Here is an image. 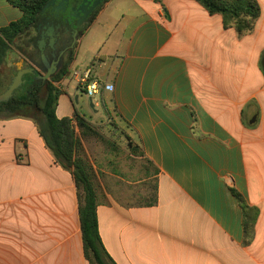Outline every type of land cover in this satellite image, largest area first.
<instances>
[{
  "label": "crops",
  "instance_id": "crops-1",
  "mask_svg": "<svg viewBox=\"0 0 264 264\" xmlns=\"http://www.w3.org/2000/svg\"><path fill=\"white\" fill-rule=\"evenodd\" d=\"M257 1L261 16L241 38L196 0H108L78 38L55 83L57 117H71L79 104L65 76L86 96L74 72L112 86L88 100L104 107L126 150L128 142L139 148L155 183L157 203L144 206L121 201L143 199L145 177L132 183L111 167L97 176L99 235L113 264H264V0ZM21 16L0 0V28ZM33 38L20 39L16 67L35 66ZM241 201L254 217L248 236ZM0 264H88L74 176L26 117L0 119Z\"/></svg>",
  "mask_w": 264,
  "mask_h": 264
},
{
  "label": "trees",
  "instance_id": "trees-1",
  "mask_svg": "<svg viewBox=\"0 0 264 264\" xmlns=\"http://www.w3.org/2000/svg\"><path fill=\"white\" fill-rule=\"evenodd\" d=\"M50 0H7L18 8L22 16L0 28V94L11 82V77L17 72L16 62L24 55V43L20 39L27 35L37 22L38 15ZM104 0L102 3L107 2ZM210 15L221 16L223 27L233 29L237 37L241 38L251 33L261 16V8L257 0H196ZM15 57L9 60L13 53ZM264 59V55H262ZM71 57L65 60L61 69L49 80L42 82L31 75L23 76L25 83L13 92V96L0 103V119L12 117L31 118L46 147L51 151L57 163L74 176L79 198L80 228L85 259L88 264H113L107 255L98 229L97 176L92 166L85 158L82 140L96 138L108 144L105 136L89 120L77 110L71 117L58 118L56 106L61 94L55 83L67 73ZM75 120L78 133L72 126ZM129 149L140 152L136 145L128 142ZM157 203L156 194L144 206ZM244 211L245 234H249L254 224V217L250 208L241 201Z\"/></svg>",
  "mask_w": 264,
  "mask_h": 264
},
{
  "label": "rangeland",
  "instance_id": "rangeland-1",
  "mask_svg": "<svg viewBox=\"0 0 264 264\" xmlns=\"http://www.w3.org/2000/svg\"><path fill=\"white\" fill-rule=\"evenodd\" d=\"M42 71L44 73V70ZM64 78L69 94L72 95L73 98L75 95L79 97V104H75L76 109L79 110L78 112L82 115L84 113L86 116H91L94 122L93 125L99 129L108 142V144H105L94 137H88L82 140L83 145L88 152V154L85 152V158L92 166L96 176L103 179L102 171L111 167L112 169L117 170L120 177L125 180L128 179V181L132 183L142 180V178L145 177V180L141 181L143 199H136L133 201L122 200L121 203L127 202L136 205H146L155 194V183L152 179L146 180L147 173L150 171V169L146 166V161L141 158V154L139 152H133L132 149L126 150V141L124 136L121 135L119 131L120 129L116 127L114 122L106 116L104 107L99 104L96 108H91L88 96L75 90L72 76L67 75ZM126 166L127 169L125 168ZM131 178L132 180H130ZM96 183L98 190H101L99 179H97ZM132 195L134 196L133 193Z\"/></svg>",
  "mask_w": 264,
  "mask_h": 264
},
{
  "label": "flooded vegetation",
  "instance_id": "flooded-vegetation-1",
  "mask_svg": "<svg viewBox=\"0 0 264 264\" xmlns=\"http://www.w3.org/2000/svg\"><path fill=\"white\" fill-rule=\"evenodd\" d=\"M51 1V0H50ZM49 1V2H50ZM73 0H70L72 2ZM93 2V0H87V2ZM48 2V3H49ZM83 2V0H74V3H72V6L67 8L64 13L61 11L58 12V14H55L52 12L53 9H55L56 4H58V0L55 1V3H49V7H47L43 12L41 11L38 15L37 22L32 26L31 31L34 33V38L32 39L33 46L30 51V55L32 59L35 62V68L38 67L41 70L47 69V67L44 64V59L41 54L40 50V34L43 33L44 35H47V33L54 29L56 32L55 36V55H58L60 50H65V57L69 58L73 54L74 48L76 47V43H74V40H78L79 36L82 34L84 28L86 27V24L89 23L94 16L97 14L99 9L102 7L103 3L99 5L97 8H95L92 12L88 14L86 18H83L82 15L79 13L77 8L80 6V4ZM92 4L90 3L88 5V9ZM88 12V11H87ZM84 19V22L77 27L76 23L78 21H81ZM62 20H65L68 22L65 25L66 28V38L67 41L64 43V45L60 43V29L62 26ZM57 26H60L57 28ZM47 37V36H46ZM44 52L46 55L49 56L51 59V55L53 54V51L48 46V42L46 46L44 47ZM51 64V62H50ZM46 67V68H45ZM49 68V67H48ZM36 70V69H35ZM37 71V70H36ZM41 73V71H37V73ZM43 72V71H42Z\"/></svg>",
  "mask_w": 264,
  "mask_h": 264
},
{
  "label": "water",
  "instance_id": "water-1",
  "mask_svg": "<svg viewBox=\"0 0 264 264\" xmlns=\"http://www.w3.org/2000/svg\"><path fill=\"white\" fill-rule=\"evenodd\" d=\"M56 0H51L49 3H55ZM87 0H83V2L80 4V6L77 8L79 13L82 15L83 18H86L90 12H92L95 8H97L104 0H93V2H87ZM49 3H47L43 9L42 12L49 7ZM72 3H74V0L70 2V0H58V4H56L55 9L52 10L53 13L58 14V12L64 13L67 8L72 6ZM92 4L88 9V5ZM88 11V12H87ZM68 22L65 20H62V26L60 29V43L61 45L67 41L66 38V28L65 25ZM84 22V19L81 21H78L76 23V26L79 27L82 23ZM47 36V37H46ZM55 36L56 32L54 29H51L47 35H44L43 33L40 34V50L42 56L45 57V60L48 62L50 61L51 64L49 68L44 70L43 74L37 73L34 67H28V68H23L22 66H17V72L13 75L10 84L6 88V90L0 94V103L8 101L12 96L13 92L17 90L19 87H21L25 83V79H23V76L25 75H31L33 79L35 80H40L42 82L49 81L63 66L65 63V60L67 59L65 57V50H60L58 55H55ZM48 42V45L51 47V50L53 51V54L51 55V59L49 58L48 55H45L44 53V47L46 46ZM74 43H77V40H74ZM90 102V107L93 108V103L92 100H89Z\"/></svg>",
  "mask_w": 264,
  "mask_h": 264
},
{
  "label": "built area",
  "instance_id": "built-area-1",
  "mask_svg": "<svg viewBox=\"0 0 264 264\" xmlns=\"http://www.w3.org/2000/svg\"><path fill=\"white\" fill-rule=\"evenodd\" d=\"M89 76H90L89 71H85L83 74H79L78 72L73 73V77L78 81V83L84 85L85 92L87 96H89L90 98H92L95 94H98L102 88L105 90L112 89V86L110 85H105L104 87H102L98 82L91 81L89 79ZM72 126L75 132L78 133L77 123L74 119L72 120Z\"/></svg>",
  "mask_w": 264,
  "mask_h": 264
}]
</instances>
